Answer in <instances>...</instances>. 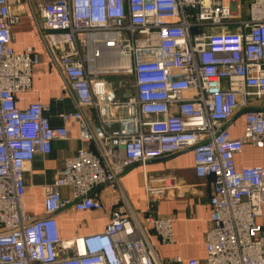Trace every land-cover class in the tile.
<instances>
[{"label":"built area","instance_id":"2783aa9c","mask_svg":"<svg viewBox=\"0 0 264 264\" xmlns=\"http://www.w3.org/2000/svg\"><path fill=\"white\" fill-rule=\"evenodd\" d=\"M26 5L65 83L67 98L55 103L71 108L56 112L60 123L50 102L18 105L40 61L14 48ZM114 75L126 77L124 91L112 89ZM259 102L264 0H0V264H264V166L235 163L245 144L264 143ZM236 113L239 137L230 132ZM71 121L81 147L44 185V214H28V165L71 137ZM185 150L197 177H212L204 258H162L151 232L171 243L172 220L124 206L102 231L60 236L58 212L102 211L100 187L116 190L130 165ZM153 193L147 180L149 208Z\"/></svg>","mask_w":264,"mask_h":264},{"label":"crops","instance_id":"0c3cea01","mask_svg":"<svg viewBox=\"0 0 264 264\" xmlns=\"http://www.w3.org/2000/svg\"><path fill=\"white\" fill-rule=\"evenodd\" d=\"M14 48L23 52L32 48L39 54L40 61L33 70L32 85L28 92L19 94L18 105L25 107L31 102L41 101L54 104L53 122L60 123L57 111L71 108L68 99L56 102L60 96H66L65 83L59 71L54 67L52 56L34 22L32 9L26 5L18 23L12 26ZM259 102L257 107L264 106ZM71 137L55 140L49 154H39L28 165L26 171L27 188L23 197L25 211L34 216L43 215L44 185L52 183L64 158L73 156L81 147L79 126L76 122L68 123ZM244 131V116L236 113L232 119L230 132L239 137ZM96 152V147H89ZM118 158L125 159L124 152L118 151ZM237 168L263 165L264 143L262 145L245 144L242 152L236 154ZM147 180L153 188L154 198L151 206L147 200ZM212 177L199 178L195 173L194 156L191 150L165 155L148 161L145 165H130L120 180V188L113 190L109 186L100 187L96 193L103 201L102 211L76 212L71 208L56 214L59 232L62 238H71L77 234L102 231L113 210L119 206L126 207L127 213L143 218L146 214L155 217H167L172 220L173 241L164 243L151 232V241L157 248L159 256H181L184 259L204 258L206 256L205 234L209 227L211 207ZM64 196L70 195V188L61 187ZM129 211V212H128ZM259 223L264 224L263 216ZM152 228V226H151Z\"/></svg>","mask_w":264,"mask_h":264},{"label":"rangeland","instance_id":"374dc122","mask_svg":"<svg viewBox=\"0 0 264 264\" xmlns=\"http://www.w3.org/2000/svg\"><path fill=\"white\" fill-rule=\"evenodd\" d=\"M83 50L85 49L83 48ZM109 79H110V82H112V89L114 91L116 92L124 91L126 77L120 78V76L114 75V76H110Z\"/></svg>","mask_w":264,"mask_h":264}]
</instances>
